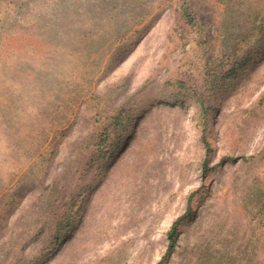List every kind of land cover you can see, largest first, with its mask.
Segmentation results:
<instances>
[{
  "label": "rangeland",
  "instance_id": "obj_1",
  "mask_svg": "<svg viewBox=\"0 0 264 264\" xmlns=\"http://www.w3.org/2000/svg\"><path fill=\"white\" fill-rule=\"evenodd\" d=\"M0 264H264V0H0Z\"/></svg>",
  "mask_w": 264,
  "mask_h": 264
},
{
  "label": "trees",
  "instance_id": "obj_2",
  "mask_svg": "<svg viewBox=\"0 0 264 264\" xmlns=\"http://www.w3.org/2000/svg\"><path fill=\"white\" fill-rule=\"evenodd\" d=\"M220 78V76H217L215 82H213V85L212 86H215L216 82L218 81V79ZM200 104V112L201 113H204V116L207 115V113L211 110L210 107H208L206 104H204V102H202V100H200L199 102ZM181 221V217L178 218L174 223H173V227L172 228H175V226ZM172 232H173V229H172ZM172 242V241H171ZM171 246L168 248V250H171Z\"/></svg>",
  "mask_w": 264,
  "mask_h": 264
}]
</instances>
